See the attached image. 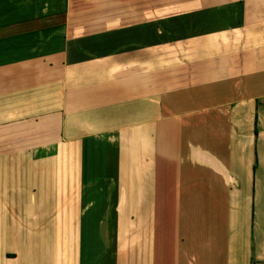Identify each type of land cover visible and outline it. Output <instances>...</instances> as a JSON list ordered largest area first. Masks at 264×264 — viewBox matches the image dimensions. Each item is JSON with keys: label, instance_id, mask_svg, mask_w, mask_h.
Listing matches in <instances>:
<instances>
[{"label": "crops", "instance_id": "obj_1", "mask_svg": "<svg viewBox=\"0 0 264 264\" xmlns=\"http://www.w3.org/2000/svg\"><path fill=\"white\" fill-rule=\"evenodd\" d=\"M0 264H264V0H0Z\"/></svg>", "mask_w": 264, "mask_h": 264}, {"label": "rangeland", "instance_id": "obj_2", "mask_svg": "<svg viewBox=\"0 0 264 264\" xmlns=\"http://www.w3.org/2000/svg\"><path fill=\"white\" fill-rule=\"evenodd\" d=\"M107 8H110V6H108Z\"/></svg>", "mask_w": 264, "mask_h": 264}]
</instances>
